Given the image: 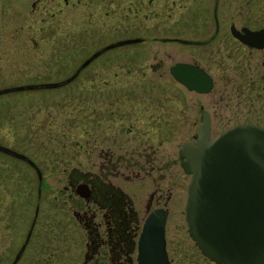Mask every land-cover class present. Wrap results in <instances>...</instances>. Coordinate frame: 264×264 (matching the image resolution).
I'll list each match as a JSON object with an SVG mask.
<instances>
[{"label":"rangeland","instance_id":"374dc122","mask_svg":"<svg viewBox=\"0 0 264 264\" xmlns=\"http://www.w3.org/2000/svg\"><path fill=\"white\" fill-rule=\"evenodd\" d=\"M41 4L49 9L33 11L30 0H0V87L62 79L103 43L128 34H143L147 38L104 49L83 66L77 76L59 86L22 88L0 94V140L33 156L43 173L40 212L34 228L36 235H33L39 256L43 250L45 258L48 252L54 253V258L59 259L57 264H86L83 262L86 228L67 208L73 204L72 200L79 198L73 195L71 200L67 199L69 191L64 188L69 178L67 171L72 166L95 169L100 147L113 145L123 151L133 144L137 146L139 139H144L146 145V139L151 140L150 149L156 147L160 155L168 158L176 155L173 170H166L168 179L176 180L172 182L175 184L167 201L170 212L165 228L170 233L177 225L183 233H189L184 203L190 174L181 166L178 150L179 144L195 135L196 130L194 122L183 125L176 122L179 114L175 103L177 98H182L184 115H193L197 120L210 92L188 89L170 74L168 64L176 58L194 56L209 68L207 48L152 39L154 35L175 31L149 27L148 19L154 20V17L140 14L129 23L120 14L99 12L101 7L97 8L95 1L86 3L85 0L82 4L81 0H74L71 11L65 10L63 0H44ZM181 49L185 52L180 53ZM164 108H167L168 119L157 118ZM218 129L220 127H214L212 132ZM103 135L107 138H102ZM0 154L4 156L1 151ZM31 170L29 174L25 171L29 177L24 175L23 185H28L27 188H32L33 180H37L36 172ZM112 179L135 196V207L141 217L138 233L146 213L141 202L147 199V191L153 187L152 178L117 175ZM17 199L21 207V200ZM33 203L36 204L34 198L30 203L31 212ZM24 204L26 207L28 203ZM48 210L51 211L50 227ZM24 213L28 215L25 209ZM30 219L29 222L24 219V232ZM2 228L0 226V244ZM9 240L21 243L23 238ZM27 240L21 246L22 249L25 244V248L28 247L21 255L20 264L31 262L32 239L29 245ZM44 241L52 244L43 248ZM4 247L0 248V264H8L18 251V247L13 252Z\"/></svg>","mask_w":264,"mask_h":264},{"label":"flooded vegetation","instance_id":"af4514ba","mask_svg":"<svg viewBox=\"0 0 264 264\" xmlns=\"http://www.w3.org/2000/svg\"><path fill=\"white\" fill-rule=\"evenodd\" d=\"M41 1L44 0H30L31 9L33 11L49 9L46 4H41ZM60 1L57 0V2ZM73 1L63 0L66 11L72 10ZM83 1L85 3V0H81L82 4ZM90 1H95L97 8L101 7L99 12L103 10L111 15L120 14L129 23L134 22V17L141 14L154 17V20L148 19L149 27L175 31V33L154 35L152 39L176 41L188 47L207 48L209 68L196 60L194 56L189 59L176 58L168 64L170 74L182 85L198 92H210L206 106L201 108L200 117L197 120L193 115H184L185 102L182 98H177L175 107L179 114V119L176 121L178 124L194 122L196 128L202 122L203 115L206 114L209 117L211 128L220 127L222 129L234 123L247 121L264 125V0ZM255 32L260 36L257 40L254 39ZM136 35L142 38L122 43L141 42L147 38V35L143 34H128L116 39ZM183 52L185 51L181 49L180 53ZM180 60L199 64L208 71L212 79L208 91L190 88L173 75L171 65ZM160 112L157 118L163 116L168 119L167 108ZM195 136L196 133L192 137ZM102 138H107V136L103 135ZM121 140L120 136L119 142ZM87 141L91 144L90 139ZM146 141L148 145L145 144L144 139H139L137 146L136 144H133L131 148L125 146L123 151L116 150L117 148L113 145L112 147L106 145L105 149L100 147L97 168L78 169L72 166L67 171L68 183L64 184V188L69 191L67 199L73 198V195L79 197L75 201L72 200L70 203L73 204H69L67 208L74 212L76 220L86 228L83 261L86 264H136L137 227L141 218L135 207L137 201L134 195L132 196L114 182L113 176L152 178L153 187L148 189L147 199L141 202L144 203L146 211L144 218L155 207L165 210L166 219L169 216L170 203L167 201L172 194L171 186L175 184L172 182L176 179H168L166 170H173L172 167L176 165L177 158L176 155L173 157L170 155L173 159L169 161L170 158L165 154L160 155L156 147L150 149L151 140L147 138ZM10 146L20 149L16 145L11 144ZM0 151L4 153V156H0V219L3 222L0 225L3 226L1 247L5 246L4 249L7 248L13 252L20 245L17 249L19 250L28 237V245L32 239L33 246L29 264H40L41 261V264H51L55 261L57 264L59 259L54 258V253L48 252L45 258L42 250L39 256V246L33 245V235H36L34 228L40 212L41 192L36 166L28 158L2 148ZM179 156L180 162L183 157L180 152ZM31 157L32 160L35 159ZM34 162L37 163L36 160ZM30 170L36 172L37 180L36 182L33 180L32 188H27L28 185H23V181L25 176L29 177L25 174L26 172L29 174ZM80 191H85V193L81 194ZM17 198H20L23 207L18 206ZM33 198L36 204L33 203L31 212L30 203ZM25 202L28 203L26 207ZM24 209L28 213L27 216H25ZM25 218L28 222L31 219L24 232ZM50 218L51 211L48 210V227L51 226ZM16 237H22V242L19 243L20 239L9 240V238ZM51 244L52 242L50 244L46 241L42 242L43 248ZM25 246L16 258L18 251H15L16 254L11 259L12 261L15 259L14 264L22 263L23 256L21 258V255L28 247L25 248ZM165 247L170 264H224L203 253L192 236L189 233H183L177 225L170 233H167L165 228Z\"/></svg>","mask_w":264,"mask_h":264},{"label":"water","instance_id":"95a60500","mask_svg":"<svg viewBox=\"0 0 264 264\" xmlns=\"http://www.w3.org/2000/svg\"><path fill=\"white\" fill-rule=\"evenodd\" d=\"M259 37L255 32L254 39ZM140 38L128 36L99 46L62 79L10 84L0 87V92L63 84L104 49ZM171 71L199 91L208 90L212 84L211 76L198 64L178 61L171 65ZM196 130L197 138H187L179 147L184 156L181 165L191 173L184 206L189 233L216 261L264 264V125L235 123L210 135L209 117L204 114ZM0 148L28 158L36 166L41 182V168L27 153L2 142ZM165 219V210L156 207L144 218L137 238L136 264H170Z\"/></svg>","mask_w":264,"mask_h":264}]
</instances>
